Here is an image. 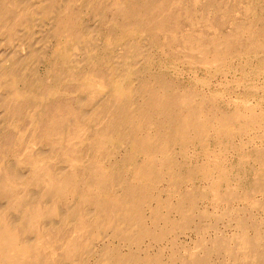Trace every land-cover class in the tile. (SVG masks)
Masks as SVG:
<instances>
[{"label": "bare ground", "instance_id": "1", "mask_svg": "<svg viewBox=\"0 0 264 264\" xmlns=\"http://www.w3.org/2000/svg\"><path fill=\"white\" fill-rule=\"evenodd\" d=\"M74 1L0 0V35L7 34L6 40L15 43L16 28L33 39L32 28H38L34 27L37 22L45 19L50 23V30H44L45 37L49 35L56 42H49L52 54L43 48L36 53L39 46L35 52L29 47L23 55L21 51L20 55L14 54V48L20 50L23 34L13 49L10 43L11 56H0V264H188L187 260L211 264L213 252L222 249L240 259L233 260L234 264H264V225L252 215L234 217L237 214L232 215L233 211H229L236 222L233 234L215 233L210 242L208 237L198 236L199 241L188 249L176 246V242L167 260L164 247L153 253L142 245L146 239L156 243L163 240L166 229L157 227L164 219V208L181 210L179 222L185 226L193 219L192 211L184 210L183 204L192 199L195 186L179 194L175 207L167 197L162 202L154 195L156 183L167 179L175 190L194 172L208 175L212 171L207 165H189L191 169L184 177L173 144L182 143L184 152L188 141L198 138L204 142L212 125L223 130L232 127L233 122H241L242 128L243 118L249 123L264 122V96L247 109L236 106L231 114L220 107L218 110L215 103L209 105L211 98L201 96L190 118L182 114L174 118L175 107L179 108L184 100L172 93L171 82L165 78L163 68H155L156 58L149 55L151 52L145 53L150 48L140 37L147 34L158 43V35L165 33L163 51L170 53L177 46L184 60L217 66L219 71L238 47L249 53L263 50L264 31L259 18L255 22H232V30L226 34H179L183 12L190 26L200 24L210 29L224 26L230 9L217 0L187 1L189 6L184 11L179 8L183 2L180 0H113L114 12L108 17L103 14L98 23L107 25L103 33L97 24H93L96 28H85L83 18L81 22L74 12ZM94 7L91 10H96ZM252 11L255 9L251 5L250 15ZM261 22L264 24V20ZM46 61L52 65L46 70L47 62L42 72L39 67ZM260 62L258 71H264V59ZM55 67H59L58 74L54 73ZM70 93L75 95L72 103L63 97ZM247 96L242 97L243 103L251 102ZM257 149L262 154L264 146ZM8 153H15V162L7 161ZM229 179L223 170L210 185L216 198L227 203L236 197L238 188L228 187L221 195L217 185ZM262 186L264 180H257L252 190L260 192ZM70 193L76 198L63 204L61 200ZM256 205L264 209V199ZM172 226L174 230L176 226Z\"/></svg>", "mask_w": 264, "mask_h": 264}, {"label": "rangeland", "instance_id": "2", "mask_svg": "<svg viewBox=\"0 0 264 264\" xmlns=\"http://www.w3.org/2000/svg\"><path fill=\"white\" fill-rule=\"evenodd\" d=\"M76 1H74V3H75L74 5L76 8H74V5H73L74 12H75V14H78L77 15L78 20L80 19V21H81V19L83 18L82 19L83 22L82 21L81 22L83 23V25L85 26L86 29H88L90 27L94 28L95 25L93 26V24L99 25L98 23L102 22V18H104L103 14H106L105 17L106 16L108 17L110 14H112L114 12L113 8H112L114 6L111 3L113 0H90V1H87L89 3H87L85 0L84 1L83 0H76ZM187 1L190 4H192L193 3L192 1H195V0H180V2H182V3L180 4L179 8H181L182 11H184V8H186V6H189V3ZM217 1H223L224 4L230 9L227 22L224 26H222L220 28L219 27H213L210 29H208V27L205 28V26H202L200 24L195 25V26H190V22L185 20V16L187 14H185L183 12L184 21H183V25L181 28L182 32L180 31L179 34H183L184 32H187V31H190V32L192 31V32H196V33H203V35H205V36H208V35L211 36L214 34H226L232 30V24H233L232 22L242 21V20L243 21L244 20H250V21L255 22L256 19L257 18L260 19V17H261V19L260 20L257 19V21H258V23L260 21L259 26L261 27V32L264 31V24L261 22L262 20H264V0H258V1L257 0H217ZM185 2L188 4H185ZM76 3H77V5H76ZM92 3H94L95 7L93 6ZM105 3H107V5L104 6ZM80 4L83 6H81ZM182 5L183 6L185 5V6L183 7ZM251 5H252V8L255 9V11H254L255 14L252 11V13L250 15L248 11H249V8ZM93 7L96 8V10L95 9L91 10ZM99 7H100V9L98 10ZM109 7H111V10H109L110 9ZM87 11L89 12V14ZM90 11H92V12H90ZM111 11H112V13H111ZM93 12L95 13V15ZM99 12H100V15H99ZM85 13H87L86 16H85ZM107 13H108V15H107ZM200 13H201V11L199 9L198 14H200ZM96 14H98V15L96 16ZM98 16H100V18ZM91 18H93V19H91ZM252 18H254V19L252 20ZM42 20H39L37 22V24L34 26V27L39 26L38 28H32V30H31L32 34L35 36L33 39H29L28 36H25V33L23 32V30L21 28L15 29V30H17V31L13 32L14 34L16 33L15 39H14L15 43H18V40H16V39L19 38V36L21 38L22 35L24 34V36L22 37L23 39L21 38L22 40L19 41L20 46H18V47H20V50L19 49L17 50L16 48H14L15 43L12 44V42H9V40H6L7 34L0 35V41L4 40L3 42H0V56H2L4 53H6V54H4V56L6 55L5 57L11 56L13 54V51H12L13 48H14L13 50H15L14 54L20 55L22 53V55H23L24 53L28 52L27 48L29 49V47H31V48L33 47L32 49L30 48V51L31 50L34 51L35 47L37 49L40 47L38 50L36 49L37 50L36 53L37 52L40 53L39 51H41V49L43 48L44 52H46V50H47V52L52 54V52L50 51V49H48V47L50 46V43L55 44L56 42H54L53 38L51 37L52 38L51 39L49 35H47L45 37V34H47L46 31L48 32V30H50V29H47L49 27L50 23H48V21H46L45 19H42ZM44 22L45 23L47 22L48 24L46 23V24H44L45 25L44 26L42 24ZM39 23H41V24H39ZM41 26H42V28H41ZM99 26H101V31H103V33L107 32V27H106L107 25L105 26V24H101ZM33 29L35 31H33ZM39 29H40V31L42 29L43 30L40 32ZM44 30H46V31H44ZM116 31H117V34L119 35L120 30L117 28ZM33 32H35V33L37 32L38 35H36ZM43 32H45V33H43ZM17 35H18V37H16ZM158 36H159V39L157 38L159 40L158 43H161V44L154 43V38L150 35H147V34H143L142 37H140V38H141V41L143 40L142 42H144V41L148 42V43H146L147 45L146 46L144 45V46L147 47V49L148 48H150V49L146 52L144 50V52L145 53L151 52V53H149V55L152 54V57L156 58L155 59V61H156L155 68H157V69H159L160 67L163 68L162 72L163 73L165 72V78L167 77L166 78L167 81L171 82L170 88L172 87L171 88V91H173L172 93H174V94L178 93L177 96L180 94L179 96L182 97L181 101L184 100L183 104L181 105L182 107L180 106L177 109L175 107V110L173 111V114H172V116L174 118H177V117L180 118V116H182V115H183V117L187 116L186 118H190L191 113L194 111L193 107L195 104L196 105L198 104L197 102L200 100V98H202L201 96H204L208 99L211 98L209 100V101H211L209 105H211V103H212V105H214V103H215L214 107L216 106L217 109H218V107H220L221 111H226V112H229L230 114L235 111V108L237 110L238 106H239V110H244V108L247 109L248 106L254 105V104H252L254 101L259 100V99H261V97L264 96V71H258L259 65L261 63L260 61L264 59V51H263L264 48L261 51H257L256 49L254 51L252 49L253 51H250V53H249L245 50H242L243 48L238 47L237 51L234 52V54H232L229 57V61L227 62V64L220 66L221 69L218 71V69L216 68L217 66L216 67L213 66L211 68V66L207 67L206 65H204L201 62H193V61L191 62L189 60H184L183 59L184 57H182L183 54H181L182 52H180V50H177V46H173V48H175V49H173L172 52H170V53H167V51L169 52V50L163 51L162 48H165V47L162 46V42L164 43L166 41V34L162 33ZM2 37H4L5 39H1ZM47 37H49L50 39L49 38L46 39ZM145 37H146V39L147 38L148 39L146 40ZM261 37H263L262 40H264V35H262ZM20 38H19V40H20ZM23 40H24L25 46L22 44ZM34 40H36V41L39 40L38 42L39 43L41 42V43L39 44L38 42H36L37 43V45H36L34 42V44H32ZM42 40H44V41L46 40V41L44 42ZM5 42H7V44L8 43L9 44L7 45ZM10 43L12 44V46H10L11 45ZM26 43L28 44V46ZM42 43H44L47 46V49L43 47L44 45ZM4 44H6V45H4ZM9 46L12 49H9ZM4 47L6 49H4ZM1 51H2V54H1ZM9 51H11V54H9L10 53ZM19 51H21V53ZM44 52H42V53H44ZM175 52L179 53V55L174 54ZM177 57H179V58H177ZM49 58H50V54H49ZM50 59H52V58H50ZM50 59H49V61H50ZM148 59H149V57H147L146 60H148ZM49 61H46L41 67H39V68H41L40 70L42 72H45V67L47 65H49V66L46 67V70H47V68H49L52 65ZM47 62H48V64H47ZM34 63L35 62H32L33 65H34ZM57 68H59V67H55V69H54L55 72L53 71L55 74H58ZM56 71H57V73H56ZM176 83H177V85H176ZM246 85H249V86L247 87ZM249 87L252 88L251 91H249L250 90V89H248ZM176 90H177V92H176ZM182 92H183V94H182ZM211 93L214 95L212 96ZM66 95H68V92ZM66 95L63 96V97H66V98H64V100L72 103L73 100L75 99L74 98L75 95L71 94V93L69 94V96H66ZM245 96H247V98L251 101L250 103L249 102H247V103L242 102L241 99H243ZM186 100H188V101H186ZM261 100L264 101V99H261ZM263 101H262L263 104L262 103L261 104L264 106ZM232 110H233V112H231ZM176 111H178L177 114H175ZM0 113H1V110H0ZM201 115L202 116L205 115L204 110H203ZM155 119H156V117H155ZM242 122H243L242 128H241V125H242L241 122L240 123L233 122V124L231 125L233 128L232 127H226V128H223V130L221 128L220 129L216 128L214 125H212V127H210L209 132H211V133L213 132L214 135L212 134V136H211V133L208 132V134L206 136V140L204 142H201L200 139H198V138L188 141L187 142L188 145L185 146L184 152L182 150V147L180 146L182 143L179 142L176 144L174 143L175 145L173 144V147H172L173 148V154L175 156H177V160H179L177 162L181 165L180 173L182 175H184V177L188 175V171H189V169H191V167L189 165H191V166L192 165H198V166L207 165V166L211 167L212 171L208 175L207 174L203 175L200 172H194L192 174L193 176L191 179L183 180L184 182L183 181L179 182L178 187L175 188V190L172 186H170L167 179H163V180L158 181L156 183L157 187L155 186L154 195L157 196L158 198H160V200H162V202H164L168 198L167 200L170 203H172L173 205H175V207L180 201L179 200L180 199L179 194L181 192H187L191 188L193 189V186H195L196 189L195 190L193 189L194 190L193 192L195 194L192 196V199L187 200V202L185 201L183 204V209L186 211H190V212L192 211L190 217L195 219V220L193 221V219L190 218L191 220H189V222H187V224H186L188 226L187 227V226H185V224H183L182 221L179 222V220H182L181 217H182L183 212L181 210L179 213V210H177L173 207H172L173 209L172 208H170V209L164 208L162 210L163 211L162 215H163L164 219H166V220L164 221V219H162L159 227H157L158 230H160L161 227L163 228V226L166 229L165 236H164L163 240L157 242L158 243L157 244L153 240L146 239L145 242L142 243L143 248L148 247V250H150L154 253V250L156 251V250H158L159 247L162 246V247H164V250L166 252L165 260H167L166 259L167 255L170 253L172 246L175 245L174 243H176V242H177L176 246L178 245L180 248H181V246H183L185 248L187 247V249H188V247L189 248L194 247L195 243L199 241V239H197L199 237L201 238L203 236L205 239L208 237L207 240H209V242H210L211 238L214 236L215 233L233 234L236 231V226H234V227L232 226L234 224L236 225V222H234V220H232L233 219L232 215H234V214H237V215H234V217H236V216L239 217V215L243 216V214L244 215H247V214L252 215L253 218H255V217L257 218V219L255 218V219L257 220L258 223L260 222L261 225H264V224H262V223H264L263 222L264 221V209L261 208L260 206L256 205L257 202L262 201L264 199V186H262L263 187L262 191H260V192L257 191V192H255L256 194L252 190V189H254V186H256L257 180L258 181L264 180V151L261 154L258 152V149H257V148H260V145L264 146V122L259 121L260 123H258V121L257 122L254 121L256 123H249V122H246L245 118H243ZM261 123H262V125H261ZM238 124L240 125V127ZM66 143L64 144L65 148L68 146V145L66 146ZM6 157H8V158H6L8 162H11V163L15 162V160H14L16 158L15 153H11V154L8 153ZM193 162H194V164H193ZM223 170L229 175L230 179L219 181V183L217 185V189H219L220 194L221 195L224 194L226 192V190L228 189V187H235V188H238V190H239V192H237V194H236V197L228 203L226 202V200H218L216 198L215 194H213L214 191H212V189L210 190V188H211L210 185H211L212 180L217 179V177L219 176V174L222 173ZM214 176H215V178H213ZM255 178H256V180H255ZM209 179H211V180H209ZM208 182L210 184H208ZM159 184H161V185H159ZM170 189H172V190H170ZM176 192H177V194H176ZM246 194H248V196L250 197L248 201L246 198ZM71 196H72V198H71ZM243 196H245L244 197L245 201H244ZM65 197L66 198L63 199L65 201L61 200L62 203L64 202L63 204H65V202L67 203V201L71 202L74 198H76V196L72 193L68 194ZM257 198H258V201L256 200ZM251 199H253V200H251ZM253 201L255 204L253 203ZM222 203H223V205H222ZM155 204H156V201H155ZM250 204H251V206H250ZM184 205H186V206H184ZM203 209H205V210H203ZM241 209L243 211H240ZM246 209H249V210H247V212H246L245 211ZM250 210H253V213L254 212L255 213L253 214L252 211L250 213ZM202 211H204V212H202ZM229 211H230V213L232 211L234 213L231 215L229 213ZM215 212H217L218 214H216ZM237 212L241 213V214H238ZM208 213H210L209 216H208ZM193 214L196 216L194 217ZM219 214L221 216H224L225 218H222ZM174 215H175V217H174ZM217 215H219V216H217ZM230 215H231V217H230ZM166 216H168V218ZM228 216L230 217V219L228 218ZM219 217H220V219H219ZM228 219L230 220V222H228L229 221ZM171 220H173V221L171 222ZM259 220H262V221H259ZM164 222H165V225L162 224ZM166 222L168 224H166ZM171 223H173L176 226L177 230L175 227H174L175 231L173 230V226L171 227V225H173V224H171ZM189 223H190V225H189ZM161 224H162V226H161ZM180 225L182 228L180 227ZM192 228H194V229H192ZM172 237L174 238V240ZM150 242L152 243V245ZM193 242H195V243L193 244ZM95 245H97V244H95ZM215 252L217 253V255L215 254ZM225 252H226V250H224V249L220 250V252L214 251L213 252L214 255L212 254L211 258H210L212 261L211 264H234L233 262L236 259H234V257L229 255L228 253L226 254ZM227 257L230 259H228ZM239 260L240 259H237L236 261L240 262ZM187 262H188V264H192V263H190L189 260H187Z\"/></svg>", "mask_w": 264, "mask_h": 264}]
</instances>
